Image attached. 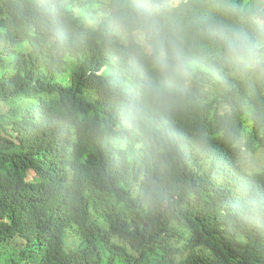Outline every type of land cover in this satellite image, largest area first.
Returning <instances> with one entry per match:
<instances>
[{
  "label": "trees",
  "instance_id": "trees-1",
  "mask_svg": "<svg viewBox=\"0 0 264 264\" xmlns=\"http://www.w3.org/2000/svg\"><path fill=\"white\" fill-rule=\"evenodd\" d=\"M23 17V0H0V264H264V225L221 215L242 179L232 152L213 139L216 176L197 159L177 174L145 169L164 193L149 198L104 131L108 52L52 55ZM181 122L215 133L207 114ZM238 124L264 148V128L242 113Z\"/></svg>",
  "mask_w": 264,
  "mask_h": 264
},
{
  "label": "clouds",
  "instance_id": "clouds-1",
  "mask_svg": "<svg viewBox=\"0 0 264 264\" xmlns=\"http://www.w3.org/2000/svg\"><path fill=\"white\" fill-rule=\"evenodd\" d=\"M23 8L50 54L84 44L108 52L113 115L104 131L118 163L141 171L145 195H164L145 169L177 174L197 159L216 176L218 139L242 177L221 215L264 225V148L254 151L238 124L242 113L264 128V0H23ZM193 114L214 117V135L189 134L181 121Z\"/></svg>",
  "mask_w": 264,
  "mask_h": 264
}]
</instances>
